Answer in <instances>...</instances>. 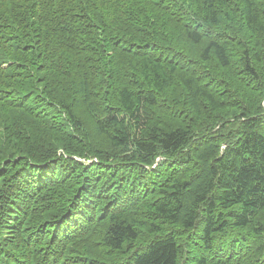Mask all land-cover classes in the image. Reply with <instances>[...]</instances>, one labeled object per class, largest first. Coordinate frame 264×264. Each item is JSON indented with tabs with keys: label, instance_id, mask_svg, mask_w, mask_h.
Segmentation results:
<instances>
[{
	"label": "trees",
	"instance_id": "obj_1",
	"mask_svg": "<svg viewBox=\"0 0 264 264\" xmlns=\"http://www.w3.org/2000/svg\"><path fill=\"white\" fill-rule=\"evenodd\" d=\"M0 264H264V0H0Z\"/></svg>",
	"mask_w": 264,
	"mask_h": 264
}]
</instances>
